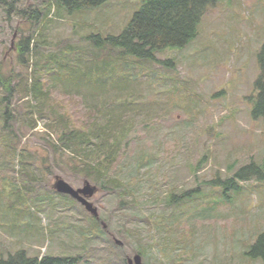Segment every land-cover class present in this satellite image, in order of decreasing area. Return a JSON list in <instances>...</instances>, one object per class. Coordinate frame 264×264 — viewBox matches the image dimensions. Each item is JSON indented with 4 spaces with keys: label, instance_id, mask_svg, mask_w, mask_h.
Here are the masks:
<instances>
[{
    "label": "rangeland",
    "instance_id": "rangeland-1",
    "mask_svg": "<svg viewBox=\"0 0 264 264\" xmlns=\"http://www.w3.org/2000/svg\"><path fill=\"white\" fill-rule=\"evenodd\" d=\"M142 1L51 8L48 19H30L20 10L47 11L46 0H0L1 75L13 86L6 123L0 87V255L25 249L70 264H128L135 254L143 264H264L247 254L264 230V178H237L238 187L216 181L250 162L264 173V118L251 114L264 0L210 6L185 47L154 53L172 58V67L117 48L104 59L107 79L117 82L109 88H74L48 75L92 65L101 53L86 38L119 34ZM69 45L76 53L68 58ZM71 128L112 136L108 171L84 177L71 147L54 148ZM57 176L75 188L94 185L98 216L56 192Z\"/></svg>",
    "mask_w": 264,
    "mask_h": 264
},
{
    "label": "trees",
    "instance_id": "trees-1",
    "mask_svg": "<svg viewBox=\"0 0 264 264\" xmlns=\"http://www.w3.org/2000/svg\"><path fill=\"white\" fill-rule=\"evenodd\" d=\"M107 0H46L47 11H42L39 7H31L29 11L22 9L20 12L27 15L30 19H38L39 15L44 18H49L47 14L53 9V13L71 12L80 8L98 7ZM219 0H143L141 6L131 16L130 20L123 27L121 32L117 35H92L89 39L96 47L95 49L101 54H93L92 65H83L81 70H75L69 67V74L67 72L57 73L55 71H48L54 81H59L66 85H72L78 88L80 84H89L92 87L99 89H106L111 87L114 83L108 80L110 74L111 64L104 60L112 56L117 48L122 56L132 55L138 59H150L153 62L164 66H173L174 60L166 57L157 59L155 52L165 48H183L197 35V25L201 17L208 10L210 6L215 5ZM28 11V12H27ZM42 12V13H41ZM29 36L21 42L20 53H24L29 49ZM68 46V45H67ZM70 46V45H69ZM69 48V47H68ZM70 48H73L70 46ZM105 50L111 54H105ZM74 52V48L69 49V53ZM53 58V55H52ZM72 64V63H69ZM64 65L60 68L69 66ZM257 64L259 68L258 75L254 81L256 90L255 101L251 110L253 117L264 118V44L260 47L257 53ZM0 66V87L5 90L4 96L1 97V102L4 104L3 116L9 118L10 111L8 107V100L13 92L11 78L8 76L4 79L1 75ZM80 83V84H79ZM127 82H121V88ZM124 84V85H123ZM68 85V86H69ZM110 85L109 87H104ZM123 85V86H122ZM41 85L34 82L32 88L34 93ZM114 86V85H113ZM118 86V85H117ZM51 88V87H50ZM4 123V124H5ZM103 130H85L71 128L65 130L58 138L57 143H52L54 148L62 146L71 147L72 155H70L71 162H73L74 169H80L84 177L91 174L96 175L97 170L108 171L111 167L112 160L107 159V156L116 154L115 141L112 136L104 134ZM111 134V133H110ZM112 139V140H111ZM89 143H92L91 146ZM100 153H104L102 158ZM91 156L97 157L96 163L88 161ZM97 166V167H92ZM94 172H92V171ZM258 174L260 179L264 178V173L260 171L254 162H250L234 173L224 179L216 180L228 187H238L237 178L244 179L248 175ZM117 179V177L115 176ZM113 181L115 185L120 184V181ZM211 181L216 182L214 179ZM56 191V190H55ZM57 192V191H56ZM59 193V192H58ZM62 195H67L59 193ZM247 254L251 258H260L264 261V230L259 232L255 239L250 243ZM72 259L63 258L60 256L44 255L38 258V255L30 256L25 249H18L15 252H8L6 256L0 255V264H70Z\"/></svg>",
    "mask_w": 264,
    "mask_h": 264
},
{
    "label": "water",
    "instance_id": "water-1",
    "mask_svg": "<svg viewBox=\"0 0 264 264\" xmlns=\"http://www.w3.org/2000/svg\"><path fill=\"white\" fill-rule=\"evenodd\" d=\"M53 188L63 194H67L70 197L77 200L82 204L87 211H89L94 217L98 216L97 207L93 205L90 201V197L95 193L96 187L92 185L89 181L85 180L82 187H73L67 181L61 177H55L53 183ZM118 244H121L120 241H117ZM128 264H143L141 261V256L135 254L132 258L127 259Z\"/></svg>",
    "mask_w": 264,
    "mask_h": 264
}]
</instances>
